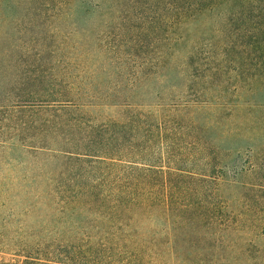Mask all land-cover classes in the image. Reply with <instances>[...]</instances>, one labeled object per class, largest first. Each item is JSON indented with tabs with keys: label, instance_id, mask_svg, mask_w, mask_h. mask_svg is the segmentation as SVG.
Returning <instances> with one entry per match:
<instances>
[{
	"label": "trees",
	"instance_id": "1",
	"mask_svg": "<svg viewBox=\"0 0 264 264\" xmlns=\"http://www.w3.org/2000/svg\"><path fill=\"white\" fill-rule=\"evenodd\" d=\"M0 46L50 167L0 264H264V0H0Z\"/></svg>",
	"mask_w": 264,
	"mask_h": 264
},
{
	"label": "rangeland",
	"instance_id": "2",
	"mask_svg": "<svg viewBox=\"0 0 264 264\" xmlns=\"http://www.w3.org/2000/svg\"><path fill=\"white\" fill-rule=\"evenodd\" d=\"M1 48V46H0ZM14 61L0 59V187L2 186L4 195L9 196L6 198L3 194L1 197L7 202V210H2L1 215L4 216L10 212H13L17 208V203L21 199L20 192L23 190L24 179L23 176L32 171L41 172L43 168L50 169L48 166L38 165L36 159L26 152V146H20L19 143L23 142L24 145H31L32 140L39 137L47 136L44 132L40 134L36 129L38 122L45 123L48 119V114L43 112H30L21 111L19 105L27 104V93L33 88L18 84L22 80L21 68L14 69ZM10 68L9 70L7 68ZM3 75V76H1ZM258 100H264V96L258 98ZM221 112L204 111L203 118L217 119L216 115H220ZM253 115L257 117H264V110H258L253 112ZM238 116V115H237ZM225 126L226 122L230 123L232 118L229 114L224 113ZM223 144L228 148H240L245 150L248 142H230L223 141ZM255 147L258 149V153H264V136L260 137L255 142ZM28 149V148H27ZM264 163V156L260 158V164ZM31 170V171H30ZM14 213V212H13ZM260 242L264 243V238H260ZM15 255L0 250V261L14 260Z\"/></svg>",
	"mask_w": 264,
	"mask_h": 264
}]
</instances>
